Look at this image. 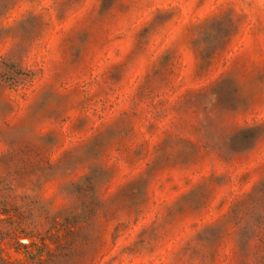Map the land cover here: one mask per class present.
<instances>
[{
  "label": "rangeland",
  "instance_id": "rangeland-1",
  "mask_svg": "<svg viewBox=\"0 0 264 264\" xmlns=\"http://www.w3.org/2000/svg\"><path fill=\"white\" fill-rule=\"evenodd\" d=\"M0 264H264V0H0Z\"/></svg>",
  "mask_w": 264,
  "mask_h": 264
},
{
  "label": "snow or ice",
  "instance_id": "snow-or-ice-1",
  "mask_svg": "<svg viewBox=\"0 0 264 264\" xmlns=\"http://www.w3.org/2000/svg\"><path fill=\"white\" fill-rule=\"evenodd\" d=\"M167 17H168V13H159L147 27L148 28L154 27L156 23H162L165 19H167Z\"/></svg>",
  "mask_w": 264,
  "mask_h": 264
}]
</instances>
